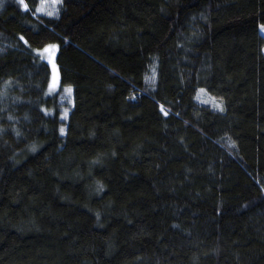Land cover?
<instances>
[{
  "label": "trees",
  "instance_id": "1",
  "mask_svg": "<svg viewBox=\"0 0 264 264\" xmlns=\"http://www.w3.org/2000/svg\"><path fill=\"white\" fill-rule=\"evenodd\" d=\"M43 1L0 0V264H264V0Z\"/></svg>",
  "mask_w": 264,
  "mask_h": 264
},
{
  "label": "rangeland",
  "instance_id": "2",
  "mask_svg": "<svg viewBox=\"0 0 264 264\" xmlns=\"http://www.w3.org/2000/svg\"><path fill=\"white\" fill-rule=\"evenodd\" d=\"M60 3H61V0H59V2H57V3H53V0H46V2L44 0L41 3V5L38 7L36 15L56 17L59 13ZM42 4L44 6L43 12L39 11ZM49 12H51L52 15H48L47 13H49ZM260 34L262 37H264V26H262L260 28ZM44 55L47 57V59H51L53 57V52L51 50H48L46 54H42L43 57H44ZM58 89H59V76L57 74V71L54 69V72H53L52 77H51L49 89H48V94L54 95L58 91ZM66 97H67L68 101H72L71 93L70 94L67 93Z\"/></svg>",
  "mask_w": 264,
  "mask_h": 264
},
{
  "label": "snow or ice",
  "instance_id": "3",
  "mask_svg": "<svg viewBox=\"0 0 264 264\" xmlns=\"http://www.w3.org/2000/svg\"><path fill=\"white\" fill-rule=\"evenodd\" d=\"M19 2H20L21 4H23L24 7H25V10H27V5L24 4V0H19ZM45 2H46V0H45ZM57 2H59V0H53V3H57ZM39 11H41V12L44 11V6H43V4H42L41 8L39 9ZM47 14H48V15H52L51 12H49V13H47ZM45 51H47V49H46ZM65 91H67V92L70 94L72 90L69 88V89H66ZM161 110L163 111V109H161ZM165 114H166V113H165ZM65 115H66V114H65ZM63 132H64V129L61 128V133L63 134Z\"/></svg>",
  "mask_w": 264,
  "mask_h": 264
}]
</instances>
